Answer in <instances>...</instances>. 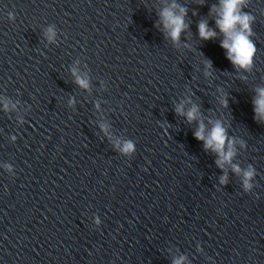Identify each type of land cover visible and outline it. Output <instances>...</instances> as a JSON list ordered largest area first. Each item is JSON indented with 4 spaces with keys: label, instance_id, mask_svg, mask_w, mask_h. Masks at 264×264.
<instances>
[{
    "label": "water",
    "instance_id": "water-1",
    "mask_svg": "<svg viewBox=\"0 0 264 264\" xmlns=\"http://www.w3.org/2000/svg\"><path fill=\"white\" fill-rule=\"evenodd\" d=\"M195 1L0 0V187Z\"/></svg>",
    "mask_w": 264,
    "mask_h": 264
},
{
    "label": "clouds",
    "instance_id": "clouds-1",
    "mask_svg": "<svg viewBox=\"0 0 264 264\" xmlns=\"http://www.w3.org/2000/svg\"><path fill=\"white\" fill-rule=\"evenodd\" d=\"M245 3V0H221V6L217 11L215 8L213 11H217L219 19L216 20V25L223 33L225 39L221 43V47L227 50L228 59L232 61L234 65L240 67H247L252 63V58L255 53L254 44L249 39L251 35L249 21L251 17L248 14H241L239 7ZM176 7L175 5L172 6ZM185 9H180V14L176 15L171 9H164L161 13L164 27L169 30V35L173 41L179 39L180 33L187 26L184 23ZM237 25H240V29L237 30ZM199 35L201 39L208 40L216 36L213 30L208 28L207 22L202 21L198 25ZM77 82L82 87H87V82L77 78ZM260 95L255 100V111L258 116L264 117V89L258 90ZM177 113L184 114L182 108L176 109ZM199 110L196 106H193L191 110L187 112V119L189 122L197 119ZM197 140L204 142V148L211 149L215 152L219 159L216 164L218 167L223 168L225 163H230L234 155V149L232 142L227 139L226 131L224 127L219 123H215L212 129L206 134L205 126L203 123L199 124L198 130L194 133ZM227 141V150H226ZM133 150V145L129 142L123 147V151L130 152ZM233 170L237 173L240 172L239 167L233 165ZM253 171L250 169L244 172V187L249 189L251 184L249 179L253 176ZM226 177H222L221 183H224ZM183 258L176 260L174 264H181Z\"/></svg>",
    "mask_w": 264,
    "mask_h": 264
}]
</instances>
